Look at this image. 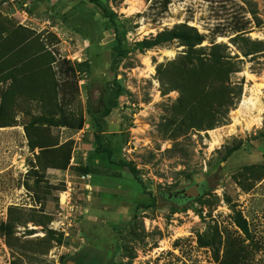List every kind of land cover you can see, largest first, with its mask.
<instances>
[{"label": "rangeland", "instance_id": "rangeland-1", "mask_svg": "<svg viewBox=\"0 0 264 264\" xmlns=\"http://www.w3.org/2000/svg\"><path fill=\"white\" fill-rule=\"evenodd\" d=\"M100 1L114 21L92 0H0V227L13 228H0V264H264V0ZM185 24L237 62L226 95L243 88L214 128L178 132L180 91L158 68L187 47L141 42ZM116 30L127 53L113 61ZM112 82L110 159L89 108ZM196 175L209 181L199 197L161 198ZM69 187L74 219L61 215Z\"/></svg>", "mask_w": 264, "mask_h": 264}, {"label": "trees", "instance_id": "trees-1", "mask_svg": "<svg viewBox=\"0 0 264 264\" xmlns=\"http://www.w3.org/2000/svg\"><path fill=\"white\" fill-rule=\"evenodd\" d=\"M92 1L96 2L104 10L106 17L114 21L115 12L112 9L104 5L100 0ZM168 3L169 0H165L166 6ZM115 34L118 45L114 48L113 61L123 58L127 53L119 30H116ZM205 39V35L201 34L195 27L185 24L176 26L170 30L161 31L157 35L146 38L141 42V47L153 48L177 40L187 47V51L184 54L167 63H162L158 68L161 80L165 82V80L169 79L170 85L167 90L176 89L180 91L178 106L183 118L180 123L175 120L170 121L171 124L178 123L177 126L179 128H174L178 132H182L185 127L187 129L197 128L203 130L214 128L218 120L222 119L221 113L224 106L228 105L227 108H230V106L235 105L237 103L236 99H239L242 93L243 87L234 86V96L231 93H227L226 95L225 89L228 87L225 85L227 80L231 73L240 70L239 66L237 62L228 59L227 55L221 53L222 44L212 43L210 53H207L204 46L198 47ZM2 50L0 47V52ZM214 86L219 90L220 97L212 101L209 96L211 94L210 89ZM109 90L111 91V96L107 98L103 109L89 108V112L96 123L95 141L97 146L95 150L97 153L106 152L111 159L113 158V152L103 141L102 133L105 130L106 117L111 114L113 108L116 106L117 99L121 95L123 88L121 84L112 82L109 84ZM3 110L4 104H0V126H7V124L1 122ZM82 127L83 121L79 124V128ZM28 137H30V147L32 150L39 147L43 151L48 146L44 144V141H33L29 131ZM235 149L236 147H233L228 153L230 154ZM117 164L129 165L124 160H119ZM130 169L137 176V170L131 166ZM83 171L90 172L87 167H84ZM137 178L143 183V180L139 176ZM143 206L147 207L148 204H144ZM0 228L7 235L13 231L12 224L8 222H3ZM245 230H247V227H245ZM12 264L17 263L13 261Z\"/></svg>", "mask_w": 264, "mask_h": 264}, {"label": "flooded vegetation", "instance_id": "flooded-vegetation-1", "mask_svg": "<svg viewBox=\"0 0 264 264\" xmlns=\"http://www.w3.org/2000/svg\"><path fill=\"white\" fill-rule=\"evenodd\" d=\"M196 178H201L200 184H197L195 182ZM208 182L209 181H208L206 176L199 177L196 175V176H194L193 180L191 181V183L187 187L180 188L177 191L171 192V193L170 192L160 193V195H161L162 199L170 201L173 205L180 206V205L186 204L187 202L195 199V198L186 197V195H185L186 189L197 185V186H199L200 195H201L205 191V188L208 187Z\"/></svg>", "mask_w": 264, "mask_h": 264}, {"label": "built area", "instance_id": "built-area-1", "mask_svg": "<svg viewBox=\"0 0 264 264\" xmlns=\"http://www.w3.org/2000/svg\"><path fill=\"white\" fill-rule=\"evenodd\" d=\"M71 193H72V190L69 187V190L65 192V195H66L64 196L65 197V201H64L65 207L63 208L64 212H62L61 215L66 214L65 215L66 218L72 217V219H74L73 215L75 214L76 205L73 204Z\"/></svg>", "mask_w": 264, "mask_h": 264}, {"label": "water", "instance_id": "water-1", "mask_svg": "<svg viewBox=\"0 0 264 264\" xmlns=\"http://www.w3.org/2000/svg\"><path fill=\"white\" fill-rule=\"evenodd\" d=\"M195 182L197 184H200L201 178H196ZM185 195L188 198H197V197H199L200 196L199 186L196 185V186H193V187H190V188L186 189Z\"/></svg>", "mask_w": 264, "mask_h": 264}, {"label": "bare ground", "instance_id": "bare-ground-1", "mask_svg": "<svg viewBox=\"0 0 264 264\" xmlns=\"http://www.w3.org/2000/svg\"><path fill=\"white\" fill-rule=\"evenodd\" d=\"M264 85V84H263ZM246 102H248V101H246V100H244V103H246ZM249 103H251L253 106L256 104V102L250 97V99H249ZM255 121H257V120H255ZM212 144H216V142H214V143H212ZM63 200H65V197L63 198Z\"/></svg>", "mask_w": 264, "mask_h": 264}]
</instances>
